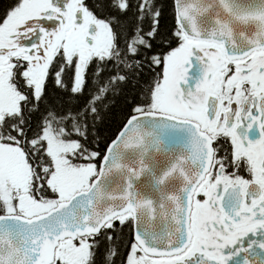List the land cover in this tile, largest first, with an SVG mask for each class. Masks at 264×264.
<instances>
[{
	"label": "snow or ice",
	"instance_id": "obj_1",
	"mask_svg": "<svg viewBox=\"0 0 264 264\" xmlns=\"http://www.w3.org/2000/svg\"><path fill=\"white\" fill-rule=\"evenodd\" d=\"M0 264H264V0H3Z\"/></svg>",
	"mask_w": 264,
	"mask_h": 264
},
{
	"label": "trees",
	"instance_id": "obj_2",
	"mask_svg": "<svg viewBox=\"0 0 264 264\" xmlns=\"http://www.w3.org/2000/svg\"><path fill=\"white\" fill-rule=\"evenodd\" d=\"M3 2V0H0V3H2ZM118 107H119V102H118Z\"/></svg>",
	"mask_w": 264,
	"mask_h": 264
}]
</instances>
